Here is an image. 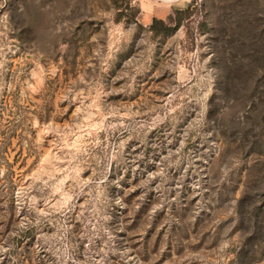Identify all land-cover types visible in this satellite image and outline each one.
<instances>
[{"label": "rangeland", "instance_id": "rangeland-1", "mask_svg": "<svg viewBox=\"0 0 264 264\" xmlns=\"http://www.w3.org/2000/svg\"><path fill=\"white\" fill-rule=\"evenodd\" d=\"M0 264H264V0H0Z\"/></svg>", "mask_w": 264, "mask_h": 264}, {"label": "trees", "instance_id": "trees-1", "mask_svg": "<svg viewBox=\"0 0 264 264\" xmlns=\"http://www.w3.org/2000/svg\"><path fill=\"white\" fill-rule=\"evenodd\" d=\"M124 1V0H122ZM126 1V0H125ZM128 2V1H127ZM185 12V11H179ZM150 28L156 32V34L167 32L171 29V26L167 24L163 19H159L154 17L152 20V23L150 25Z\"/></svg>", "mask_w": 264, "mask_h": 264}]
</instances>
